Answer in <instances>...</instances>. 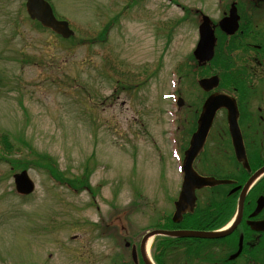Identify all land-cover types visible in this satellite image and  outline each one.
Listing matches in <instances>:
<instances>
[{
	"label": "rangeland",
	"instance_id": "374dc122",
	"mask_svg": "<svg viewBox=\"0 0 264 264\" xmlns=\"http://www.w3.org/2000/svg\"><path fill=\"white\" fill-rule=\"evenodd\" d=\"M49 1L74 29L67 47L28 18L23 0H0V136L24 139L57 172L83 178L82 191L32 166L35 191L15 195L14 172L0 160V264H88L82 253L106 264L101 244L118 239L112 231L151 228L174 210L183 137L201 98L184 75L195 67L200 12L217 22L234 0ZM258 8L247 12L252 27L264 19ZM113 59L124 79L108 69ZM218 146L230 152L217 140L208 150ZM26 152L12 158L17 167L37 160ZM203 158L219 172L231 164ZM219 190L208 197L219 200ZM86 222L112 231L96 240Z\"/></svg>",
	"mask_w": 264,
	"mask_h": 264
},
{
	"label": "flooded vegetation",
	"instance_id": "af4514ba",
	"mask_svg": "<svg viewBox=\"0 0 264 264\" xmlns=\"http://www.w3.org/2000/svg\"><path fill=\"white\" fill-rule=\"evenodd\" d=\"M237 10L241 12L242 8L239 6ZM237 34L243 38H238L239 43L236 42L233 49L229 48L227 54L232 65L230 82L223 84L225 88H220V91H225L236 101L237 126L244 156L240 161L235 155L226 111H217L208 137H221L219 131L226 129L222 140L228 143V151L234 160L226 167L229 174L224 175L212 169V164L201 154L195 159L194 167L199 175L226 179L231 184L225 188H202L196 191V208L192 214L184 215L182 222L189 223L190 227L197 223L195 226L199 230L211 231L231 221L236 212L235 202L239 200V188L248 185L241 218L233 221L235 227L232 231L220 234L217 238L179 241L186 248L184 254L191 261L174 264H264V230L258 229L259 222L264 221V30L254 32L246 27ZM217 39L219 44L222 36L218 34ZM232 50H235L234 54ZM199 164L201 169L210 170L202 171ZM215 189H221L217 191L221 194V202L216 200L212 203L215 201L213 198L209 200L207 191ZM210 194L212 196V192ZM165 254L167 258L163 264H171L168 252L165 251ZM104 257L107 264H148L144 259L141 237L137 234H131L124 243L112 242Z\"/></svg>",
	"mask_w": 264,
	"mask_h": 264
},
{
	"label": "water",
	"instance_id": "95a60500",
	"mask_svg": "<svg viewBox=\"0 0 264 264\" xmlns=\"http://www.w3.org/2000/svg\"><path fill=\"white\" fill-rule=\"evenodd\" d=\"M25 1V10L27 15L31 20L37 21L43 28L49 29L57 35H60L63 38H68L73 35V31L69 28V25L64 20H57L52 12V9L49 3L45 0H24ZM229 16L222 19L219 22V27L226 34H233L238 27V16L236 15V10L232 6V9L229 11ZM199 40L196 45V48L193 52L194 58L199 64L209 61L213 57L214 53V43L215 37L213 28H211L208 17L204 16L202 22L198 27ZM217 77H211L207 79H201L198 81L199 86L204 91H210L217 86ZM224 108L227 110V122L229 130L232 136L233 145L235 154L238 160H242L244 156V151L242 147L241 138L239 136L238 128L236 125L237 110L235 101L225 96L221 93H214L210 95L202 106V112L198 120L197 130L192 134L189 148L185 152L183 170H184V180H183V190L189 189L190 195L192 196L193 189L200 188L202 186H212L220 182L214 181L213 179H201L196 175L192 169V161L195 156L200 152L204 145V141L208 130L212 124V120L215 112ZM15 189L18 193L27 195L33 191L34 184L30 180L26 171H22L19 174L13 176ZM248 185H245L239 199V217H241V208L244 199V192ZM181 196L176 203L177 210L181 208V204L184 203L186 209H191V203L193 198H187V201H183ZM259 230H264V222L259 223ZM172 235L178 237L185 236H198V233H174ZM204 235V234H200ZM215 235H211L214 237Z\"/></svg>",
	"mask_w": 264,
	"mask_h": 264
},
{
	"label": "trees",
	"instance_id": "16d2710c",
	"mask_svg": "<svg viewBox=\"0 0 264 264\" xmlns=\"http://www.w3.org/2000/svg\"><path fill=\"white\" fill-rule=\"evenodd\" d=\"M101 36H102L101 34L98 35L97 39L99 41L101 39ZM57 38L60 39L61 42L66 43L65 45H67V41L71 42L74 39V37H71L69 40H63L58 36H57ZM227 45H229V44H227ZM228 48L233 49L234 48L233 44H230V46H227V47H223V51L227 50ZM220 49H221V47H220ZM220 49L218 50L219 55L221 52ZM107 66H108V69L111 70V72H113L115 75H117V76L122 75L118 72L121 69V67H120L117 59L116 60L113 59V61L107 62ZM217 68L219 69V70L218 69L217 70L220 71L219 74H220V77H221L224 85L227 82L229 83L230 82L229 73L231 72L232 65L230 64L227 56L221 58L220 61L218 60ZM179 69H181V68H178L177 70H179ZM178 72H180V71H178ZM122 78L124 79L123 75H122ZM118 84L121 85V83H119V82H118ZM224 85H221V88H225ZM124 88H128V90L134 89L133 87H130L128 85ZM24 150L27 151L25 154L32 153L34 155V157L37 158V160L34 159L33 164H31V165L24 163V164H19V166L17 167L15 165L16 162L14 160H12V158L19 155V154L22 155V152L24 153ZM0 152H1L0 153V160L8 163L11 166V168L14 169L13 171H15V169H18V168L24 169V168L34 166L35 168L39 167L38 169H43L50 176L56 177V175H54L57 173L55 161L45 153L35 152L33 147H31V145L27 141H25L24 139L18 138V139H16V141H9L7 138L4 137V135L0 136ZM67 181H69V180H66V182ZM229 215H230V212H229Z\"/></svg>",
	"mask_w": 264,
	"mask_h": 264
},
{
	"label": "bare ground",
	"instance_id": "6f19581e",
	"mask_svg": "<svg viewBox=\"0 0 264 264\" xmlns=\"http://www.w3.org/2000/svg\"><path fill=\"white\" fill-rule=\"evenodd\" d=\"M149 242H150V239L148 240L146 247H148V245H149Z\"/></svg>",
	"mask_w": 264,
	"mask_h": 264
}]
</instances>
